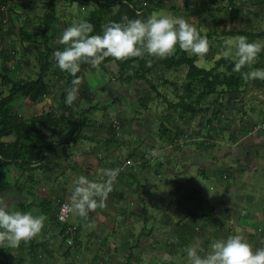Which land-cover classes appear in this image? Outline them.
<instances>
[{
  "label": "crops",
  "instance_id": "obj_1",
  "mask_svg": "<svg viewBox=\"0 0 264 264\" xmlns=\"http://www.w3.org/2000/svg\"><path fill=\"white\" fill-rule=\"evenodd\" d=\"M168 1H170V3ZM224 1H231L232 4L229 2L230 7H224L223 0H162L160 5L155 8L159 10V8L168 7L175 13L184 10V17L187 18L189 22L195 24L202 34L208 36L209 50L207 53L202 55L199 54L197 56L195 63L198 66H200L202 62H205L208 65L205 68H210L214 61L223 54V50L228 47L226 44L228 39L225 38L231 36L224 35L223 32L231 30L234 26L239 27L248 33L262 32L260 36L253 39L249 38V40L260 39L264 36V31H256L252 27H245L243 25L246 16L251 18L252 13L255 16L258 15L257 9H255V11L252 10L261 2H264V0ZM236 9L239 10L238 15H236ZM229 12L232 14L230 18L233 20V27L230 29L217 28L218 24H223L225 20L228 21ZM235 20H237L239 24H242L235 25ZM238 36L239 35H234L232 37L235 39ZM216 43L219 45H215ZM146 54L147 53L143 55ZM188 54L192 55L189 51ZM234 54L233 50L229 55L236 60L237 57L234 56ZM106 65L108 69L113 72L117 70V64L115 61H109ZM110 65L112 66L110 67ZM184 66L185 65L182 67L185 68L186 71V66ZM249 79L250 78L245 79L240 90L231 92L230 94L221 95L219 97L220 103L212 107L211 111L220 108L219 114L212 118V122L209 125L207 124V128L214 127L216 129L215 133H212V136L209 138V136H205L204 131H202L201 135L197 137L200 140H204V145L202 146L203 149H207L208 147L211 148L210 158H204L199 161L200 169L197 172L201 177H206L208 179L207 168L209 166L213 167L216 161V155L219 158L223 157L224 160L230 153L234 155L237 153L235 158L229 156L232 158L231 164H225L222 173V178H225L226 181L220 183L217 188L219 192H222L223 194L221 200H219V203L222 204L224 215L223 220L221 219L222 215L216 216L213 214L215 211L214 209L208 207L202 209L198 207L203 201L200 197V193H198V191H193V187L190 186L188 179L190 178L192 180L193 178L190 176L191 174L188 172L190 168H187L186 164L181 171L177 169L170 170L168 175L170 178V185L168 186L167 182H165V185H162L164 177L159 174L158 163L155 164L153 163L155 159L152 160L150 163L154 164V167L150 168V166H147L150 160L148 159L145 161L143 159V155L146 154V151L147 153H150V150L147 148L137 150V146H135L131 148L132 151L129 154L126 156L122 155L120 160L123 164L121 167L125 169V171L123 174H118L113 181V188L108 193L107 197L103 198L102 202L98 201V204L101 203L100 205L103 207L102 210L95 208L90 209L87 216H81L77 213V224L70 223L78 228V240L73 248H77L74 260L78 259V264H105V262H107V264H160L162 261L166 264H191V258L188 256V249L190 247L196 246L197 250L200 251L201 254H204L210 250V245L216 238L226 237L229 234L236 233H242L254 247H256V244H260L259 247L264 244V192L261 193L263 197L258 198V193L261 191L257 189L255 191H249L253 190V184H258L257 180L259 178L264 183V121L259 125L254 121V116L256 114H264V85H261L259 82V86L255 84L253 85V88H247ZM184 80V76L180 81H178L177 78L168 79L166 76L161 80L162 82L172 85V87L177 85V88L173 91L176 99L175 102L178 100L179 95L182 94L181 84ZM119 82V80L112 79L109 81L108 85L119 84ZM134 83L138 84L136 81H134ZM251 83H255V81L252 80ZM136 93L138 94V92ZM151 102L146 108H144L145 111L150 110ZM135 112H137V114L140 113L139 110H136ZM137 117L139 118L138 115ZM197 118H200V121H202L203 117ZM221 119L223 124H225L220 127L216 125L215 122L219 121L218 124H220L222 123L220 122ZM137 122H139V119ZM137 122H135V124ZM190 122L191 119H189V124L186 125L189 126V129L192 128V123ZM132 125L133 123L128 127L124 125L125 127L122 129L126 132L135 131L134 129H130ZM177 126L178 124L176 123L173 127L176 128ZM186 126L183 127L184 129L179 127L176 130L180 131V129H182L184 132L187 130ZM108 127L111 134L105 137H98L105 139L112 135L111 137L113 141L117 143L113 146H116V148L118 147L117 149L129 142L127 139H119L116 136V129L113 125H108ZM201 127L202 123L197 126L195 130ZM141 128L142 127L138 128V130L141 132L144 131V129ZM169 129L171 130L172 128ZM219 132H223L222 136L225 138L218 136ZM8 138L12 139V136ZM49 139L55 140V134L49 133ZM146 139L145 136L139 138L140 145L146 143ZM193 139L194 138H190V141ZM79 140L85 139H72L70 142H65L63 144H58V141L55 140L54 145L50 146L48 151H46L42 165V167H56L58 173L66 176V181H69L68 184L62 183L58 178L52 180L53 182H59L60 189L63 188V192H66L67 196L71 195L75 178L78 177L79 174L77 173V166H73V164L70 165L65 160L67 158L73 159L76 162L75 164H78L79 162H82V159L86 154L85 149L80 152L76 150L77 146H74V143L80 142ZM106 143L110 144L112 141L109 140L107 142L106 140ZM138 143L139 141L136 145H138ZM173 144L175 145V142H173ZM217 144H219L220 147L216 148ZM70 146L71 149H69ZM223 146L224 148H222ZM180 148L176 153L181 160L185 162H193V156L199 158V156H196L195 152L189 148ZM112 150H115V148L111 146L112 156L107 154L109 158H105L103 164L106 165V167L110 166L112 168L113 166L114 168L116 167L115 165L119 163L116 159L115 152H112ZM136 151H138L137 156L135 155ZM90 153L91 152L89 151L88 159L91 160L89 162L91 163L93 161L97 163L98 159L96 158V155H91ZM202 154L206 155L205 153H201V155ZM139 159L142 162L139 165L145 166L142 170L143 172L144 170H149L158 173L155 174L154 180L145 174L140 175L139 171L135 170L133 165L130 164L139 163ZM126 163L131 166L129 165L128 167ZM3 170H5L10 181L15 182V184L13 183L8 190L16 188V193H24V191L28 193L26 186L20 185V179L25 175L27 176V172H17L16 167L13 165L9 166L8 169ZM120 172L121 171H119V173ZM98 175L99 174H97L96 177L89 176V178L102 180L103 178L100 176L101 179H99ZM32 182H36V180H32ZM183 182L189 184H184ZM30 195L34 196L33 194ZM117 196H119L120 201H116ZM135 196H137L140 202H142V206L133 204L139 220L138 229L137 231L131 230V222L128 219L130 212H128L124 221V229L127 230L126 233L122 234L120 224L117 222L116 214L121 216V213L125 214V212L118 207V204H120L121 199L123 200L125 198L130 199L132 202ZM51 198L52 195L50 197L45 196L43 199ZM63 199L67 200L66 198ZM57 200L52 199V208L55 210L57 207ZM22 202L24 201H20L19 203ZM149 202H152L153 204L150 205ZM260 202L261 206L259 207L258 203ZM24 203H30V201ZM147 203L154 209V211H148V209H146L145 204ZM42 214L44 215V213ZM226 217H228V221H230L228 222L229 224H227ZM198 218L203 220V222H199L197 220ZM83 223L88 226L90 225V228H96V230L105 227L104 231H107L109 237L104 238L103 245L105 246L101 247V249L105 251L104 257L99 258V262L94 261V258L89 251L93 249V247H90L91 244H93L91 241L93 238L92 233L89 238L83 240L82 235H86L87 237V231L89 232V230H84L82 234ZM57 228L60 230L59 227ZM55 233L57 234V231H55ZM53 237L54 233L45 238L49 239V241H47V246H49ZM134 238L136 239L135 243ZM30 240L21 241V243L15 247L8 244V246H0V248H3L2 251L11 255L12 252H14L15 255L18 253L15 264H22L24 260H27L26 258H23L25 250H27L29 253L28 255H30L31 249L36 246L44 247L45 245V242L40 238H32ZM86 240H88L87 245L82 247ZM47 246L45 249L47 250V253L52 256L51 250L53 251L54 249L50 248L49 250ZM119 255L122 256V259L118 258ZM165 256H167V259H165Z\"/></svg>",
  "mask_w": 264,
  "mask_h": 264
},
{
  "label": "rangeland",
  "instance_id": "obj_2",
  "mask_svg": "<svg viewBox=\"0 0 264 264\" xmlns=\"http://www.w3.org/2000/svg\"><path fill=\"white\" fill-rule=\"evenodd\" d=\"M48 0H0L2 3V6L0 8V51L2 48H5L7 51V56L3 57L0 53V69L4 65L7 69V74L12 79L15 78H34L37 76L39 72V62L37 60V55L40 54V52L43 50V46L41 44L40 38L35 37V42H24L21 40L20 37V30L26 29L28 32H34L38 31L42 27V18L41 15L45 11V4ZM249 1V0H244ZM170 3V1H168ZM31 3L35 4L34 7L31 9ZM229 2H225L223 0V6H228ZM95 5L93 3H90V5H84L82 6L79 4L78 0H57V15L58 18H60L61 22L55 23V29L52 33V38L50 41V45L53 48V51L55 48H61V42H60V36L63 32L64 24L70 21L72 23L76 19H80L86 13L89 9H92ZM244 6V5H243ZM251 6V5H250ZM253 6V5H252ZM223 7V8H224ZM116 6H114L112 9H115ZM257 9L258 15L255 16L252 13L251 18L246 16L245 21L243 22V25L246 27H252L256 31H264V2H261L259 5H257L255 8H253L252 11H255ZM157 12H163V13H169L174 14L177 16H185L184 10L175 13L173 10H171L168 7L155 9L152 14H155ZM228 15V14H227ZM231 12H229L228 21L225 20L223 24H218L217 28H226L230 29L233 27V20H231ZM69 23V22H68ZM69 23V24H70ZM235 25H238L239 22L235 20ZM242 24V23H241ZM239 24V25H241ZM250 37H248L249 39ZM225 39L234 40L232 36H227ZM259 41H264L261 37L260 39H256ZM211 42V41H210ZM24 45H27L26 48H24ZM219 45V44H215ZM54 55V54H53ZM235 56V54H234ZM211 64V63H210ZM112 65H110L111 67ZM202 67H207L208 65L205 62H202L200 64ZM185 67V66H184ZM185 73V68L182 66L178 68H171V69H165L163 66H160V69L156 71L155 73L151 74L154 76L152 79L156 81L158 84V90L161 93V96H157L154 92H151L153 96V100L150 104V110L145 111L140 107V101L138 100L136 93L137 90L142 94L148 90V85L141 80H135L138 84H130L127 86V84H109L108 79L112 80L110 78V75L107 71L104 69L98 67L95 69L94 72L91 71H85L81 72L79 74L80 77V84H79V90L84 89L86 92L89 93L92 102L98 103V108L90 110V112L87 114V124L84 127V132L95 135V136H101L105 137L107 135H110L111 132L109 130L108 125H113L116 129V136L119 139H127L129 141L121 148L117 149L115 141H112V143H106L103 141H91V140H79L80 142L74 143V146H77V151H83V149L86 150V154L84 155L82 162H77L78 164H75L76 162L73 159H66L65 161L68 162V164L73 166H77V173L87 175L88 177H96L97 174L99 179L103 178L101 176L99 170L101 168H111L110 166L104 165L105 158L108 159V155L111 153V146L115 148V150H112V152H115L116 159L119 164L115 165L114 168H119L123 164V162L120 160L122 155H127L132 151V147L137 146V150L147 148L150 150V153H147L143 155V159L150 160L149 164L147 166H150V168L154 167V164L150 163L152 160L153 163L158 165L159 168V174H161L164 179L162 181V185H165V182L168 183V186L170 185V178H169V171L177 169L179 171L184 169V165L186 164L187 168H190L188 172H190V176L193 178L192 180L189 178L188 181L190 182V186L193 187V191H198L200 193V197L202 198V201L199 204V208L205 209V207L214 209L213 212L214 215L219 216L222 215L223 220V211H222V204L219 203V200H221V197L223 196L222 192H219L217 189L220 183H223L226 181L225 178H222V173L224 170L225 164H231V160L237 156V153L234 155L232 153L229 154L231 157H227L223 160L222 158H219L216 155V161L213 167H208V179L205 177H201V175L197 172L200 169L199 161L204 158H210L211 156V148H202L200 145L201 142L200 139H198L195 135V128L200 123V118H192L191 119V126L192 128L189 129V126H186L189 124V115L188 113H183L181 115V109H174L168 105L167 100L164 99V96L171 102H175V94H174V87L172 85L162 82L164 76H166L168 79H176L178 81L183 78ZM46 81L48 83V91L44 98L38 102H32L28 98H20L14 101L13 108L23 117H30L32 115L45 112L51 109H54L57 107L58 104V98L60 95V92L65 86L66 79L65 76H63L60 72H53L51 71L46 75ZM254 80L255 83H251V81ZM108 81V82H107ZM259 82L261 85H264V79L260 78H250L249 83L247 84V88H253V85L259 86ZM89 87H88V85ZM111 85V86H110ZM117 85V86H116ZM246 88V89H247ZM146 89V90H145ZM81 91V90H80ZM8 92V88L1 86L0 87V94L4 95ZM128 95V96H127ZM87 105L86 102H82V106L85 107ZM104 105L105 107H103ZM137 109L140 110V113L137 114L135 112ZM237 113V112H236ZM238 114V113H237ZM139 116V118L137 117ZM169 116L170 122H165L169 128H172L169 130V132H174L179 127H187V130L180 135H178L176 138L180 139V142H183L181 145L184 148H189L193 152H195L196 156H199V158L193 156V162L188 161L185 162L181 160L178 157V154L176 151L181 147V145L177 146L174 145L172 141L168 140V136H163L162 133H159L160 128V121L164 122L166 118ZM236 116V115H235ZM136 117V119H135ZM145 118V120H144ZM254 121L256 124H260L264 121V114H256L254 116ZM139 119V122L137 120ZM135 122H137L135 124ZM222 122V119L220 120ZM133 125L130 127L131 132H126L123 127L126 125L128 127L129 125ZM177 123L178 126L175 128L173 127L174 124ZM216 125L222 126L224 125L223 122L218 124L219 121L215 122ZM135 124V125H134ZM138 125V126H137ZM142 127L141 129H144V131H139L138 128ZM184 129V128H183ZM155 130V131H153ZM205 133V130H204ZM215 133V132H212ZM162 134V135H161ZM221 134V135H220ZM223 132H219L218 136H222ZM142 136H145L146 143L140 145V140ZM190 138H194L192 141H190ZM176 139V140H177ZM139 141L138 145L137 142ZM206 146V145H205ZM220 147L219 144H217L216 148ZM180 148V149H181ZM224 148V146L222 147ZM71 149V146L69 147ZM155 150V153L153 152ZM89 151L91 152V155H96V158L98 159V162H89L91 160L88 159ZM201 153H205L206 155H201ZM261 153V152H260ZM108 154V155H107ZM136 156L138 155V151H136ZM142 156V155H141ZM172 156V157H171ZM227 156V155H225ZM170 157V159H169ZM74 158V156H73ZM90 158V157H89ZM114 158V157H113ZM169 159V160H167ZM233 162V161H232ZM141 160L139 159V163H130L133 165V168L137 171H139L140 175L145 174L146 176L151 177L154 180L155 174L149 170H144L145 166H141ZM127 164V163H126ZM130 164H127L128 167ZM95 166V167H94ZM131 166V165H130ZM113 168V166H112ZM119 174H123L125 169L122 167ZM16 171L19 172L20 170L16 168ZM186 172V173H188ZM30 175V173H29ZM101 176V178H100ZM122 176V175H121ZM58 178L59 181H61L64 184H68L69 181H66V176L63 174L58 173V170L56 167H48L43 166L39 170H36L32 173V178H29V176L25 175L22 179H20V185H25L28 189V193L24 191V193H16V188H11L7 191H4L3 193H0V197L4 198V202L7 203L8 207L10 209H20L18 206V203L20 201H30L35 202L32 207L29 209L34 214H42L43 211L40 209L38 205H35L40 199H43L45 196L50 197L52 195L53 200L63 199L66 198L70 201V196L68 197L66 192H63V188L60 189L59 182L55 181L53 182L52 179ZM99 180V181H103ZM32 180H36V182H32ZM181 181V180H179ZM185 181V179H184ZM138 182V181H137ZM136 182V183H137ZM258 184H253V190L249 191H255L256 189L261 191L258 194V198H262V194L264 192V183L259 178L257 180ZM184 184L187 182H183ZM189 184V183H187ZM212 188H211V187ZM62 190V191H61ZM171 190V189H170ZM185 192V191H184ZM203 192V193H201ZM239 192V191H236ZM251 193V192H250ZM30 194H33L34 196H31ZM229 194V193H228ZM118 195V194H117ZM261 195V196H260ZM98 201H101L100 197H97ZM116 201H120L119 196L116 197ZM218 201V202H217ZM160 202V201H159ZM101 204V203H100ZM98 204L95 209L102 210V205ZM135 205L142 206V202H140L139 198L137 196L134 197V200L130 199H121L120 204H118V207L125 212V214L121 213V216L119 214H116L117 216V222L120 224L121 233H126L127 229H124V221L126 218V214L130 212V216L128 217L129 221L131 222V230L137 231L139 226V220L138 216L136 215ZM149 204H153L152 202H149ZM148 203L146 205V209L148 211H154L152 207H150ZM259 207L261 206V202L258 203ZM21 210V209H20ZM27 210V211H29ZM120 210V211H121ZM143 217V215L141 214ZM228 222V217L225 218ZM199 222H203V220L197 219ZM68 222L72 224H77L78 218H77V212L73 209L69 218ZM82 234L84 230L87 231V237L86 235L83 236V240L85 238H89L91 236V233L93 235V238L91 239L92 243L90 247H93V249L89 250L92 254V257L94 258V261H98L99 258L104 257L105 251L101 249L104 242L105 237H109L107 234V231H104L105 227H101L100 229L96 230V228H90V225L83 223L82 224ZM118 229V227H117ZM57 231V234L55 233ZM54 233V237L51 239L49 246H47V241L49 239H45L50 234ZM137 234V232H136ZM58 235V236H57ZM34 239H42L45 242L44 247L43 246H36L33 249H31L30 255H28V251L25 250V253H23V258H26L27 260H24L22 264H78L79 261L74 260V256L77 253V248L73 249L74 247H70L71 249L67 254L66 248L67 246L64 245L63 237L60 234L56 223L51 219V217H46L44 222V227L42 230L33 237ZM136 238V235H135ZM134 238V243L136 239ZM88 240H86L83 243L84 247L87 245ZM260 244H256V247H259ZM0 246H8V243L0 242ZM53 248L54 250L52 252V256H50L47 253V250L45 247ZM264 246L261 245L260 247ZM81 247V248H82ZM3 248H0V264H15L17 260L18 253L15 255L14 252L11 254L2 251ZM54 252V254H53ZM118 258L122 259V256L119 255ZM3 259V260H2ZM5 259V260H4ZM68 259V260H67ZM80 260V259H79ZM150 260V259H149ZM99 262V261H98ZM160 262V261H159ZM95 264V263H94ZM107 264V262H105ZM160 264H166L162 261Z\"/></svg>",
  "mask_w": 264,
  "mask_h": 264
},
{
  "label": "trees",
  "instance_id": "obj_3",
  "mask_svg": "<svg viewBox=\"0 0 264 264\" xmlns=\"http://www.w3.org/2000/svg\"><path fill=\"white\" fill-rule=\"evenodd\" d=\"M82 6L90 5L93 3L95 6L89 9L83 19L91 20L94 25V32H102V26L112 21H122L125 16L129 18L142 17L146 18L153 13L155 8L160 5L162 0H78ZM231 4L232 2L229 1ZM230 3L228 6L230 7ZM31 9L35 4L31 3ZM2 3L0 2V8ZM116 6L115 9H112ZM238 9L235 12L238 15ZM42 27L38 31L28 32L26 29L20 30L21 40L27 43L35 42V37H39L43 50L38 54L37 60L39 62V72L34 78H15L12 79L7 74V69L3 65L0 69V87L4 86L8 88V92L4 95L0 94V193L8 190V188L15 182L10 181L6 175L5 170L9 166L13 165L20 169L23 173L27 172L29 178H32L33 171L39 170L45 158V153L50 146L54 145V141H58V144L70 142L72 139H86L91 141H113L112 135L108 138H100L95 135L87 134L83 132L84 127L87 124V114L90 110L98 108V103H93L88 92L84 89L79 90L77 99L71 104H67L66 90L71 85L74 76L65 70L58 67L54 51L50 45L53 30L55 29V23L61 22L57 15V0H48L45 4V11L41 15ZM80 18V19H81ZM1 22V21H0ZM70 23V21H68ZM65 23L64 27H67L69 23ZM224 35H245L253 39L260 36L262 32L253 33L246 32L243 29L234 26L231 30L223 32ZM35 36V37H33ZM27 45H24L26 48ZM65 44H61V48L65 47ZM3 57L7 56V51L2 48L0 51ZM199 54L189 55L188 51L181 49L177 45L176 51L166 57H157L153 55H140L132 56L126 59H117L113 56H108L99 65L93 66L90 63L83 62L81 69L75 76L79 77L81 72L91 71L94 72L98 67L107 71L111 79L119 80L123 84H133L135 80L144 81L148 85V90L144 93H140L138 90V100L140 101V107L142 109L153 100L151 92H154L157 96H161L158 90V85L152 79L155 73L163 66L165 69L178 68L185 65L186 71L184 74L185 80L181 84L182 94L179 95L176 102L167 100L168 105L174 109H181V115L188 113L189 119L195 117H203L202 127L195 130L196 137L201 135V132L205 130V136H212V132H215L214 127H208L212 122V118L219 114L220 108L211 111L212 107L220 103L219 97L224 94H230L240 90L245 82V76L241 73H248L252 69L264 67V51H262L255 62L251 65H245L240 71L234 69L235 59L230 55L225 56L222 54L218 57L210 68L198 66L195 61ZM109 61H115L117 64V70L111 71L107 67ZM53 72H60L65 76L66 83L63 86L59 98L57 107L45 112H41L30 117L21 116L14 108L13 103L20 98H28L32 102H38L44 98L48 91V83L46 81V75ZM110 81V79H108ZM107 81V82H108ZM168 81V80H167ZM88 85V83H87ZM89 87V85H88ZM177 85L174 86V89ZM82 102H86L85 107L82 106ZM105 107L104 105H102ZM139 110V109H137ZM140 111V110H139ZM211 111V113H210ZM164 122L160 123L159 133L163 136H168V140L175 142V145L180 146L182 142L176 137L183 134V130H175L169 132V126L165 122L169 121L167 116ZM176 125V123H173ZM49 133L55 134V140L49 139ZM161 134V135H162ZM12 136V139L8 137ZM177 139V140H176ZM201 146L204 145V140H200ZM30 173V175H29ZM65 200V199H58ZM35 202L19 203L21 210H29ZM57 204V203H56ZM35 205H38L43 211L45 217H51V219L59 227V232L62 234L65 224L59 222L56 218V210L52 208V199H40ZM57 209V207H56ZM72 225V224H71ZM76 236L73 246H67V254L70 247H74L78 240V228L75 226ZM31 241V240H30ZM65 245V238L63 237ZM66 246V245H65ZM1 261V260H0Z\"/></svg>",
  "mask_w": 264,
  "mask_h": 264
},
{
  "label": "clouds",
  "instance_id": "obj_4",
  "mask_svg": "<svg viewBox=\"0 0 264 264\" xmlns=\"http://www.w3.org/2000/svg\"><path fill=\"white\" fill-rule=\"evenodd\" d=\"M95 25L89 19H76L63 29L60 42L66 46L54 49L58 67L74 76L66 90L65 102L71 105L79 95L80 77L75 76L83 62L99 65L108 56L126 59L145 53L157 57L173 54L177 45L192 54H204L209 50L208 36L184 16L157 12L146 18H129L122 21L109 20L102 26V32H94ZM223 54L235 53L234 69L251 65L264 51V41L249 40L239 35L226 42ZM245 78L264 79V67L241 73ZM155 153V150H153ZM119 168H101L103 181L90 179L80 174L75 178L70 196V207L79 215L87 216L90 209L98 205L97 197L106 198L113 188V181ZM45 215L32 211L10 209L0 197V242L18 246L21 241L35 237L44 227ZM191 264H264V246L254 247L242 233L216 238L210 250L201 254L196 246L188 249ZM167 259V256H165Z\"/></svg>",
  "mask_w": 264,
  "mask_h": 264
},
{
  "label": "built area",
  "instance_id": "obj_5",
  "mask_svg": "<svg viewBox=\"0 0 264 264\" xmlns=\"http://www.w3.org/2000/svg\"><path fill=\"white\" fill-rule=\"evenodd\" d=\"M69 200H57L56 218L62 224H65L64 230L62 231V237L65 238L66 246H73L74 239L76 236V229L74 225L68 222V218L72 212Z\"/></svg>",
  "mask_w": 264,
  "mask_h": 264
}]
</instances>
